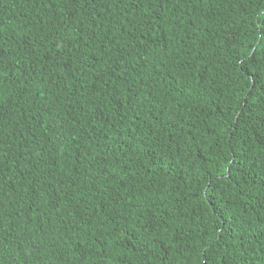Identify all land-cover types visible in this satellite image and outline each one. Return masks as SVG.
<instances>
[{"label":"trees","instance_id":"16d2710c","mask_svg":"<svg viewBox=\"0 0 264 264\" xmlns=\"http://www.w3.org/2000/svg\"><path fill=\"white\" fill-rule=\"evenodd\" d=\"M0 264H264V0H0Z\"/></svg>","mask_w":264,"mask_h":264}]
</instances>
